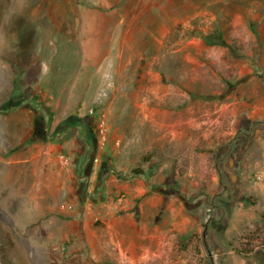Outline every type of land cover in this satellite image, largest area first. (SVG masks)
Returning a JSON list of instances; mask_svg holds the SVG:
<instances>
[{"label": "rangeland", "instance_id": "rangeland-1", "mask_svg": "<svg viewBox=\"0 0 264 264\" xmlns=\"http://www.w3.org/2000/svg\"><path fill=\"white\" fill-rule=\"evenodd\" d=\"M1 158L0 264H264V0H0Z\"/></svg>", "mask_w": 264, "mask_h": 264}, {"label": "crops", "instance_id": "crops-1", "mask_svg": "<svg viewBox=\"0 0 264 264\" xmlns=\"http://www.w3.org/2000/svg\"><path fill=\"white\" fill-rule=\"evenodd\" d=\"M2 162L4 161L3 160V158H1L0 159ZM29 160V154H20L19 153V155H17V156H15L14 158H13V160H9V161H5L9 166H15V165H17L18 166V164H20L21 162L23 163V162H25V161H28ZM20 167H18V169H19ZM26 171V173L28 172V174L29 173H31V174H33V173H35V168H33V169H30L29 167H26V168H24ZM21 171H23L22 169H21Z\"/></svg>", "mask_w": 264, "mask_h": 264}, {"label": "trees", "instance_id": "trees-1", "mask_svg": "<svg viewBox=\"0 0 264 264\" xmlns=\"http://www.w3.org/2000/svg\"><path fill=\"white\" fill-rule=\"evenodd\" d=\"M215 36L220 37V40H214L213 37H215ZM205 40L207 41V43H210V44H212V43L226 44V40H225V38L222 37L221 34L206 35Z\"/></svg>", "mask_w": 264, "mask_h": 264}]
</instances>
